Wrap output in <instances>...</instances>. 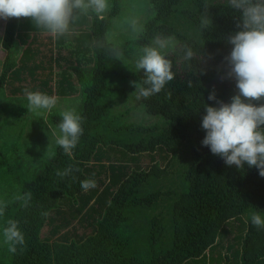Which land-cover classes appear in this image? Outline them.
Listing matches in <instances>:
<instances>
[{
    "label": "trees",
    "instance_id": "16d2710c",
    "mask_svg": "<svg viewBox=\"0 0 264 264\" xmlns=\"http://www.w3.org/2000/svg\"><path fill=\"white\" fill-rule=\"evenodd\" d=\"M149 1L154 14L146 20L143 33L121 43L108 37L121 13V0H112L110 12L103 18L84 15L86 26L77 29V57L70 59L78 60L80 54L89 51L87 59L92 65L85 67L78 61L64 70L61 67L59 72L55 69L61 66L60 58L48 57V52L31 42L15 59L13 47L17 39L23 44L29 38L37 42L43 31L34 27L31 18L6 20L0 93L5 87L14 95L25 94L26 89L50 96L80 92L82 102L77 111L83 117L84 133L71 157L57 146L55 155L41 168L23 173L12 167L0 146V177L12 191L10 198L4 199L8 206L0 217L1 229L7 226V220H17L25 236L22 249L18 246L15 254L2 253L0 264H264V230L253 226L250 219L253 213L264 216V177L247 163L243 170L227 166L202 145L206 136L201 127L205 105L219 106L208 96L214 90L217 99L225 102L238 94L235 80L214 82L227 71L224 57L233 48L227 37L242 30L236 26L241 13L228 6L226 0ZM205 14L210 26L202 30ZM32 30L35 32L30 37ZM156 35L175 37L176 47L169 50L168 58L173 61L176 77L159 94L139 102L163 121L150 125L119 123L107 101L108 95L118 89L112 81L122 78L140 82L143 72L111 67L114 50L123 53L134 45H149ZM185 45L197 54L191 69L180 60ZM70 71L76 75L80 89ZM54 75L62 76L59 83L54 82ZM261 102L254 103L259 106ZM61 119L56 112L49 115L54 127ZM106 145L119 146L112 154H120L121 159L123 150L132 154L163 150L171 158L165 166L153 161L143 167L136 157L106 165ZM184 146L187 157L182 153ZM131 161L135 167L129 166ZM96 162H100L101 170L109 169L110 181L104 183L102 191L94 188L84 192L80 182L96 181ZM69 166L78 171L63 179L57 176L58 170ZM27 192L32 193V198L24 208L13 197ZM79 197L86 203L94 199L92 210L99 216L95 217L93 231L71 239L65 235L52 241L43 238L42 231L52 212L60 209L64 199L75 202ZM42 212H47V217ZM241 216H246V221L235 236L241 243L235 260L214 255L226 226Z\"/></svg>",
    "mask_w": 264,
    "mask_h": 264
},
{
    "label": "clouds",
    "instance_id": "9594fccd",
    "mask_svg": "<svg viewBox=\"0 0 264 264\" xmlns=\"http://www.w3.org/2000/svg\"><path fill=\"white\" fill-rule=\"evenodd\" d=\"M226 3L241 13L236 26L242 30L227 37V43L233 48L224 57L227 71L220 78L235 79L238 94L231 97L230 103L218 100L214 90L208 96L219 106L205 105L206 115L203 116L201 127L206 131V136L202 145L221 157L227 166L235 165L243 170L247 163L248 167H255L259 175L264 177V102H261L264 101V0H226ZM110 7V0H0V19L31 18L35 28L53 38H62L76 34L73 26L80 18L78 12L103 18ZM130 25L137 36L143 33L144 26L138 19H131ZM209 26L210 19L205 14L201 29ZM175 47V37L156 35L151 44L139 49L133 67L137 73L143 72V77L140 82H130L136 88L137 101L159 94L174 80L176 71L168 56L169 49L174 50ZM114 56L120 59L122 52L114 50ZM196 56L194 50L185 45L180 60L187 62L191 69V62ZM187 83L191 87L193 82L189 79ZM25 96L28 111L45 118L46 113H51L59 105V98L55 95L26 89ZM254 102L261 103L257 106ZM59 115L62 119L56 128H50L51 138L45 156L55 155L52 151L54 138L55 145L71 157L84 133L83 117L75 106L63 107ZM73 171L78 169L69 166L58 170L56 174L63 179ZM80 183L84 192L97 186L94 179H85ZM31 198L32 193L27 192L15 195L13 200L27 208ZM7 206V201L0 200V217L4 216ZM41 215L47 217L48 213L42 212ZM250 219L253 226L264 230V216L253 213ZM18 225L19 221L9 219L3 228V243L13 254L17 252L18 246L22 249L25 244V236Z\"/></svg>",
    "mask_w": 264,
    "mask_h": 264
},
{
    "label": "rangeland",
    "instance_id": "374dc122",
    "mask_svg": "<svg viewBox=\"0 0 264 264\" xmlns=\"http://www.w3.org/2000/svg\"><path fill=\"white\" fill-rule=\"evenodd\" d=\"M110 5L112 7V0H110ZM108 13L104 16H107ZM153 14L154 9L149 0H121V13L116 17L108 31L109 39L113 42L121 43L128 39L137 37V35L132 31L130 20L138 19L144 26L146 20ZM77 15H79L80 18L74 24V26H77L74 30L76 33H79L77 29H80L82 26L85 28L86 20L83 14L81 15L77 13ZM70 47L71 45H67L65 46V50L60 49L57 52L53 44L50 52L46 54L48 57L53 55V58L55 59L59 57V61H62L63 57L65 58L62 62H60L61 66L56 67L55 71L59 72L62 68L64 70L65 67L73 64L77 65V61H80V64L85 65V67H90L92 65V62L87 59L88 54H90L89 51L84 53L87 55L83 54L82 59H80V57H78V60H74V58L70 59V57H77L74 52L76 51L77 44L75 43L72 48ZM141 47L143 46L134 45L131 49L124 51L120 59L113 58L110 62L111 67L125 72L135 71L133 61L135 56L138 55ZM20 52L21 51L17 49L13 51L15 59L20 57ZM69 73L71 74V78L75 81L77 89H80L76 75L73 71H70ZM69 73H65L64 76H68ZM61 77L62 76L60 75H54V82L59 83V81H61ZM232 80L235 79L222 80L219 77L215 80L214 84H220L226 81L230 82ZM130 82V80L122 78L113 79L112 83L116 85L118 89L114 90V92L108 95L107 98L112 115L117 117L118 122L122 124L143 123L150 125L161 123L163 118L160 115L148 112L145 105L136 100V88ZM55 96L59 98V105L57 108L53 109L52 112H56L58 114L63 107L75 106L77 109L82 102L80 92L73 95L55 94ZM230 102L231 98L225 101V103ZM27 104L28 101L25 94L14 95L10 92L9 87H5L0 93V146L4 149L5 155L9 158L8 161L12 167H14L17 172L21 173L25 172L26 169H39L47 160H49V158H51L45 156V154L51 138L50 128H56L49 120V115L52 112L46 113V118L44 116H38L28 111ZM20 135L21 137L19 138ZM52 140V151L55 153L57 145L54 143V138H52ZM105 148H107V150H105L108 152V155L103 158V162L106 165L111 162H122L123 160L126 162L129 159L134 160L136 157V159H141L140 163L143 167L152 165L153 161H157L161 166H165L171 158V155L163 150L156 153L146 152L142 154H132L126 150H121L124 154L121 159L120 154H112L115 149H120L119 146L106 145ZM187 150L188 149L185 146L182 149V153H184L185 157H187ZM152 158L155 160H152ZM99 164L100 162H96L95 164L97 165V186L95 189L102 191L104 185L110 181L111 175L109 169H107L108 171L101 170L98 167ZM129 166L135 167L136 163L131 161ZM0 172H3L2 168H0ZM10 192H12L11 188L0 177V200H8L10 198ZM85 201V199H80V197L75 202L74 200L64 199L60 209L57 212H52L51 219L42 231V237L52 241L60 239L63 235L71 239L76 238L78 235L86 236L90 234L94 228L93 222L96 220L95 217L97 218L99 213L93 212L92 210L94 199L88 203ZM161 207L163 208V206ZM241 217L243 219L234 220L226 226V230L220 238V243L214 250V255H221L224 258H226L225 256H230V258L235 260L236 250L240 248L241 244L239 243V239H235V236L240 234V227L243 228V223L246 221V216ZM7 251L8 247L3 243V230L0 225V255L2 253H6Z\"/></svg>",
    "mask_w": 264,
    "mask_h": 264
},
{
    "label": "crops",
    "instance_id": "0c3cea01",
    "mask_svg": "<svg viewBox=\"0 0 264 264\" xmlns=\"http://www.w3.org/2000/svg\"><path fill=\"white\" fill-rule=\"evenodd\" d=\"M27 22H30V20L27 21ZM5 23H6V20L0 19V69L2 68V58L4 56V51L2 49V37H3V34H4ZM34 32L35 31H33V30L29 31L30 37H31V35L34 34ZM77 36H78V33H76L75 35H72V36H66V37H62V38H53L50 35H48L47 33L42 32L39 35V37L37 39V42L33 41L32 38H29L27 40V43L23 44V43H21V40L17 39V41L14 44L13 51L15 49H17V50L21 51L20 53L22 54L24 49L31 42L30 44L34 43L35 45H38L42 52H50V49H51V47L54 44V47H55L56 51L58 52V50H60V49L65 50V46H67V45L68 46L71 45L70 48H72L75 45V43L77 44ZM34 40H36V38ZM41 57H42V59H45V55H43ZM82 58H83V54H80V59H82ZM62 61H63V59H62Z\"/></svg>",
    "mask_w": 264,
    "mask_h": 264
}]
</instances>
